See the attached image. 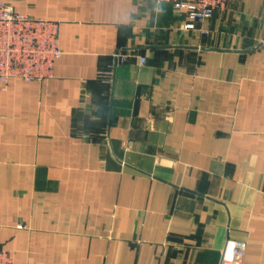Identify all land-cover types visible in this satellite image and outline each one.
<instances>
[{
  "label": "crops",
  "instance_id": "obj_1",
  "mask_svg": "<svg viewBox=\"0 0 264 264\" xmlns=\"http://www.w3.org/2000/svg\"><path fill=\"white\" fill-rule=\"evenodd\" d=\"M0 1L58 22L63 53L0 85L13 264H218L228 241L264 264V0L194 30L156 0Z\"/></svg>",
  "mask_w": 264,
  "mask_h": 264
},
{
  "label": "built area",
  "instance_id": "obj_2",
  "mask_svg": "<svg viewBox=\"0 0 264 264\" xmlns=\"http://www.w3.org/2000/svg\"><path fill=\"white\" fill-rule=\"evenodd\" d=\"M171 4L185 12L184 30H194L197 24L210 20L216 11L225 10L233 0H156ZM59 24L56 21L16 11L0 1V85L5 88L10 79L40 82L54 76L55 63L62 56L58 46ZM129 60L128 55L115 52L110 63L100 70L101 76L112 75L118 65ZM146 57L139 63L145 64ZM21 227V226H19ZM245 242H227L218 264H242ZM0 264H13L12 256L0 249Z\"/></svg>",
  "mask_w": 264,
  "mask_h": 264
}]
</instances>
